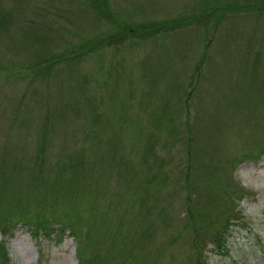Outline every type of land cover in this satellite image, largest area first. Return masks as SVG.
<instances>
[{"label":"rangeland","instance_id":"rangeland-1","mask_svg":"<svg viewBox=\"0 0 264 264\" xmlns=\"http://www.w3.org/2000/svg\"><path fill=\"white\" fill-rule=\"evenodd\" d=\"M97 1L0 0L7 264H264V0Z\"/></svg>","mask_w":264,"mask_h":264},{"label":"trees","instance_id":"trees-1","mask_svg":"<svg viewBox=\"0 0 264 264\" xmlns=\"http://www.w3.org/2000/svg\"><path fill=\"white\" fill-rule=\"evenodd\" d=\"M90 1L95 2V0H90ZM96 2H97L96 5H94L95 8L97 10L99 8H101L103 10V12H105L104 11V9H106L105 3L101 2V1L98 2L97 0H96ZM99 11H101V10H99ZM147 27H150V26H147ZM156 29L157 28L155 27V29H153V30L156 31ZM138 31H142V32H145V33L149 32V30H147L145 28H143L141 30H138ZM69 58H71V57H69ZM198 71H199V69H196V71L194 72V75ZM194 75H193V77H194ZM262 89L263 90H261V91L264 92V87H262ZM234 191L236 193V196H238V198H239V193L241 192L240 189L235 187ZM138 197H139V199H140L142 204H145L147 202V199H146L145 195L144 196L141 195V196H138ZM27 201H28L27 199L24 200V202H27ZM26 204L27 203H24V205H26ZM20 209H21L22 212H19L16 209L15 216H16L17 219H16V221L13 222L14 225H12V226H16V225L28 226V227H30L32 229V231L34 232L35 235H37L40 231H43L46 234H48V236H49V235H53V233L56 231L55 228L52 227L51 225H58L60 227L59 231L63 232V231H65V228L69 229V233L74 237V239L78 238L80 242H81V238H83V239L87 238L88 233H86V234H84L82 236L79 235L80 231H79V229L77 227V223H74V222H72L69 219L70 215H65V214L55 215L54 214L53 216H50V219H49L48 215L45 214V212H43V211H40V212H37V213H33V212H31V211H29L27 209H22V207ZM148 214H150V213H148ZM236 214L237 215L234 216L233 218H228L226 224L222 225L216 231V233L214 235V240H213L214 246L213 247L215 249H217L218 251H220V253H222V254H225L226 251H227L226 246H227V240H228V236H229L231 227H233L235 225V223L244 220L243 215L240 212L237 213V210H236ZM3 215H4V213H3ZM188 215H190V213ZM231 221H233V222L230 223ZM6 223H7V221H3V220L0 221V224L3 226L2 230H4V231H6L8 226L11 225V224H6ZM187 224H188V221H187ZM187 224H186V226H187ZM191 225L192 224H190V226ZM88 243L90 244L91 248H93L95 246H100V242H98V241L97 242H88ZM223 250H225V253H223ZM86 253H87L86 251H78L79 264H87L86 260L84 259V255ZM113 253H114V251H110V254H113ZM100 261L101 262L96 263V264H107L108 259L106 257L105 258H100ZM7 262H8V259H7V255H6L5 249L3 247H0V264H7Z\"/></svg>","mask_w":264,"mask_h":264}]
</instances>
